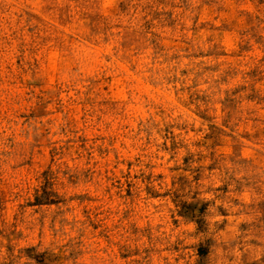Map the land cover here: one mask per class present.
Returning a JSON list of instances; mask_svg holds the SVG:
<instances>
[{"label":"rangeland","instance_id":"rangeland-1","mask_svg":"<svg viewBox=\"0 0 264 264\" xmlns=\"http://www.w3.org/2000/svg\"><path fill=\"white\" fill-rule=\"evenodd\" d=\"M0 264H264V0H0Z\"/></svg>","mask_w":264,"mask_h":264}]
</instances>
